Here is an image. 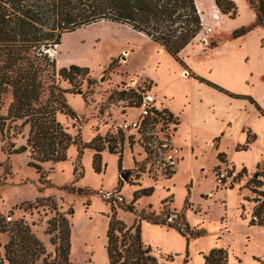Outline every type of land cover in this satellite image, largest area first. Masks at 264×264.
<instances>
[{
	"label": "rangeland",
	"instance_id": "1",
	"mask_svg": "<svg viewBox=\"0 0 264 264\" xmlns=\"http://www.w3.org/2000/svg\"><path fill=\"white\" fill-rule=\"evenodd\" d=\"M231 1L236 7L234 19L215 11L212 0H195L202 30L178 54L184 67L157 44L121 25L99 22L65 35L49 56L57 68L76 65L88 68L89 74L71 84L60 82L68 91L66 105L75 117L58 113L56 120L82 144L97 136L122 134L121 171L119 154L105 149L101 171L95 173L94 151L84 148L79 156L72 144L65 161L44 163L36 173L27 166L28 153H6L8 144L0 134V219L9 216V223H26L46 253L53 256L55 247L45 230L47 221L58 213L70 229L69 263L108 264L105 245L112 204L115 218L126 228L139 224L141 241L150 247L158 264H204L203 257L213 249L225 251L228 264H264V229L248 224L253 207L250 201L255 196L250 189L264 174V116L260 114L264 112V27L230 38L236 29L255 22L245 0ZM211 43L216 48L212 49ZM189 74L220 88L219 83L225 84L238 95L251 98L260 110L246 99L252 110L244 109L241 99L227 108L217 103L215 114L233 118L231 137L221 139L219 151L217 140L210 141L201 131L212 113L207 110L211 101ZM147 79L155 87L151 88ZM149 88L158 106H169L178 114L177 133L161 123L152 128L148 138L120 129L122 121L138 119L136 97ZM247 132L254 141L240 150ZM26 135L27 129L11 140L15 148L25 143ZM171 135L174 152L168 141ZM238 143L237 151L234 144ZM218 152L227 160L225 156L218 159ZM243 169L242 177L232 181ZM120 172H129L126 181ZM221 172L234 175L218 185L216 175ZM144 188H153L152 194L137 199L132 212L125 211L133 194ZM259 190L264 195V180ZM150 211L168 217L167 222L179 226L185 236L140 220L142 212ZM172 213L182 215L188 229ZM7 240V234L0 233V245Z\"/></svg>",
	"mask_w": 264,
	"mask_h": 264
},
{
	"label": "trees",
	"instance_id": "2",
	"mask_svg": "<svg viewBox=\"0 0 264 264\" xmlns=\"http://www.w3.org/2000/svg\"><path fill=\"white\" fill-rule=\"evenodd\" d=\"M212 2L220 15L235 18L236 7L231 0ZM245 2L255 15V22L251 26L236 29L230 38H239L256 27H264V0ZM99 22L126 26L157 44L183 67L178 54L202 30V18L195 0H0V134L8 144L6 153H28L27 166L36 173L40 172L44 163L65 161L66 150L72 144L77 146L79 156L84 148L94 151L92 169L95 173L101 171V152L105 149L110 154H119L118 171H121L122 134L109 138L97 136L89 144H82L79 139L67 134L56 120L58 113L75 117L66 105L65 94L68 91L61 88L60 82L71 84L77 77H87L89 71L76 65L57 68L55 60L48 53L61 44L65 35ZM210 47L216 45L211 43ZM189 76L233 99H246L259 110L247 96L230 93L203 78ZM136 98L134 107L138 106L139 95ZM162 112L167 115L168 121L174 120L177 125L171 113L165 109ZM260 114L264 116V112L260 111ZM25 129V143L15 148L11 140L22 136ZM253 141L254 137L247 132L245 146L240 150H246ZM221 157L222 154L217 155L218 159ZM244 173L243 169L233 180L238 181ZM263 180L264 174L262 181H255L254 189H250L255 196L250 201L253 207L248 224L264 229V195L259 190ZM152 192L153 188L137 190L131 203L123 209L132 212L133 203L142 196H150ZM110 206L112 214L105 245L108 264H158L151 255L150 247L141 241L139 224L126 228L115 218L114 206ZM243 208L241 205L242 219ZM172 215L180 218L188 229L182 215ZM160 216L153 211L142 212L140 220L175 229L185 236L179 226L167 222L168 217ZM0 224V233L8 236L7 242L0 245L3 252L0 254V264H70V229L64 216L55 213L47 221L45 234L55 247L53 256L46 253L43 244L23 221L9 223L2 217ZM203 259L204 264H228L227 254L219 249L211 250Z\"/></svg>",
	"mask_w": 264,
	"mask_h": 264
},
{
	"label": "crops",
	"instance_id": "3",
	"mask_svg": "<svg viewBox=\"0 0 264 264\" xmlns=\"http://www.w3.org/2000/svg\"><path fill=\"white\" fill-rule=\"evenodd\" d=\"M212 7H213V9H215V11H217L216 8L214 7L213 3H212ZM123 27L127 28L126 26H123ZM127 29H129V28H127ZM214 48H216V47H214ZM214 48H212V49H214ZM67 66H69V65H67ZM147 80H148V82H149V84L151 85V88H152L154 86L153 81H151L149 79H147ZM199 84H201V85H199L200 86L199 88H204V93H205L204 97H206V99H210L209 101H211V105H208V108L209 107L210 108L209 109L207 108V110L208 111L211 110V112H212L211 114H209L208 118H206L205 124H204L205 126L203 127V130H201V131H202V133L206 134L209 137L210 141H214L215 139L217 140V142H216L217 151H219V148H218L219 146L218 145L220 144L221 139H223L225 137H229V138L231 137L233 118H232L231 115H225V114L217 115V113L215 114V105H217V103L220 102L221 104H224V107L227 108V107H230L233 104L234 100H236V99H233V98L229 97L228 95L223 94V93H221V92H219V91H217V90H215V89H213L211 87H208V86H206V85H204L202 83H199ZM218 85H220L221 88H223L224 90H226V91H228L230 93L238 95L237 92H235L234 90H232L230 87L226 86L225 84H220L219 83ZM237 100H240V99H237ZM241 100L243 102L244 109H249V110L253 109V105H251L249 102H247L244 99H241ZM159 107L161 109L167 110L169 113H171L173 115L174 118H177V120H178V114L175 111H173L171 109V107H169V106H159ZM244 126H245V124L241 126V131L244 128H246ZM176 128L179 130L180 125L177 124ZM177 129L174 130L173 133H175V131L177 133ZM170 143H171V146H172V151L174 152L173 135H171V137H170ZM239 145H240L239 143L238 144H234V149L237 150V147ZM218 154H222L223 156H225L224 153H222V152H218L217 155ZM226 160H227V157H226Z\"/></svg>",
	"mask_w": 264,
	"mask_h": 264
},
{
	"label": "built area",
	"instance_id": "4",
	"mask_svg": "<svg viewBox=\"0 0 264 264\" xmlns=\"http://www.w3.org/2000/svg\"><path fill=\"white\" fill-rule=\"evenodd\" d=\"M150 90L151 88L144 91V93L139 94V103L138 106L136 107L140 111V116L138 117V119L134 121H122L120 124L121 130L134 131L136 134L145 135L144 137L148 138L150 137L149 134L152 128L155 125H158V123H161L165 126L172 127V131H174L177 125H175L174 120L168 121L167 115L162 112L163 109H161L158 106V104L156 103V99L150 93ZM147 120L151 121V123L148 124ZM170 137L168 139L169 143H170ZM233 175L234 173L221 172L218 175H216V183L218 185H222L223 183H225V181L231 180V176ZM3 218L5 219L6 222L11 221V218L9 216H5Z\"/></svg>",
	"mask_w": 264,
	"mask_h": 264
},
{
	"label": "water",
	"instance_id": "5",
	"mask_svg": "<svg viewBox=\"0 0 264 264\" xmlns=\"http://www.w3.org/2000/svg\"><path fill=\"white\" fill-rule=\"evenodd\" d=\"M185 75H187V73H185ZM128 175H129V172H121V173H120V178H121L123 181H126Z\"/></svg>",
	"mask_w": 264,
	"mask_h": 264
},
{
	"label": "bare ground",
	"instance_id": "6",
	"mask_svg": "<svg viewBox=\"0 0 264 264\" xmlns=\"http://www.w3.org/2000/svg\"><path fill=\"white\" fill-rule=\"evenodd\" d=\"M197 7H198V6H197ZM198 9H199V8H198ZM91 26H92V25H91ZM89 27H90V26H89ZM85 28H87V27H85ZM85 28H84V29H85ZM138 35H139V34H138ZM57 47H58V46H57Z\"/></svg>",
	"mask_w": 264,
	"mask_h": 264
}]
</instances>
